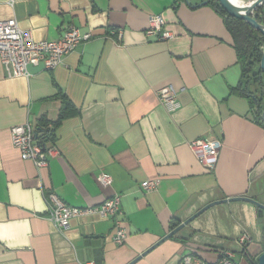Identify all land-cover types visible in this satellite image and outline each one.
I'll use <instances>...</instances> for the list:
<instances>
[{
	"label": "crops",
	"instance_id": "crops-1",
	"mask_svg": "<svg viewBox=\"0 0 264 264\" xmlns=\"http://www.w3.org/2000/svg\"><path fill=\"white\" fill-rule=\"evenodd\" d=\"M205 1L0 0V21L17 20L37 41L71 26L92 34L54 70L29 66V77L8 76L0 59V264H215L225 252L258 262L264 210L231 199L264 205V123L233 91L242 80L234 42ZM152 15L171 39L147 36ZM262 83L248 91L261 96ZM167 85L175 110L158 96ZM26 122L58 152L46 168L13 146L11 129ZM197 138L222 140L213 170L191 150ZM148 180L157 187L143 190ZM50 193L80 208L119 194L127 240L117 245L113 220L98 214L60 230L47 218Z\"/></svg>",
	"mask_w": 264,
	"mask_h": 264
},
{
	"label": "built area",
	"instance_id": "built-area-1",
	"mask_svg": "<svg viewBox=\"0 0 264 264\" xmlns=\"http://www.w3.org/2000/svg\"><path fill=\"white\" fill-rule=\"evenodd\" d=\"M146 34L149 37L155 36L159 40H169L173 37L161 15L150 16ZM91 39V33H82L79 28L71 26L58 40L37 41L29 31L20 28L17 20L0 21V59L8 76L29 77V66L54 70L63 63L66 56ZM177 95V90L172 85L158 90L160 101L171 110L179 107ZM11 137L13 146L19 151L21 158L32 161L38 169L46 168L50 159L58 155L55 147L46 146L45 140L37 136V131L30 122L14 126L11 129ZM222 146L223 142L220 139L197 138L190 143L197 160L209 170H213L217 165ZM98 180L103 188L111 187L113 184L112 176L106 172H102ZM157 183L158 180H148L143 182L141 187L145 191H150L157 187ZM121 202L120 195L114 194L97 207L80 208L68 205L58 195L50 193L46 199L47 218L62 231L69 230L73 219L85 215L98 214L101 218L112 219L115 229L113 240L117 245H122L129 233L122 217ZM249 240L250 237L247 234H243L240 238L242 244ZM184 261L190 264L192 257L186 256ZM215 264L239 263L232 253L225 252Z\"/></svg>",
	"mask_w": 264,
	"mask_h": 264
},
{
	"label": "trees",
	"instance_id": "trees-1",
	"mask_svg": "<svg viewBox=\"0 0 264 264\" xmlns=\"http://www.w3.org/2000/svg\"><path fill=\"white\" fill-rule=\"evenodd\" d=\"M207 5L214 8L223 17L225 27L234 42L238 63L242 69V80L240 85L234 88L233 91L250 98L252 106L258 110L259 121L264 123V91H262L261 96L254 95L248 91L250 83L263 86L262 78L264 74L259 65L263 55L264 36L246 21L229 15L219 5L218 0H207ZM253 20L264 26V5L255 12ZM255 264L259 263L256 262Z\"/></svg>",
	"mask_w": 264,
	"mask_h": 264
},
{
	"label": "water",
	"instance_id": "water-1",
	"mask_svg": "<svg viewBox=\"0 0 264 264\" xmlns=\"http://www.w3.org/2000/svg\"><path fill=\"white\" fill-rule=\"evenodd\" d=\"M218 2H219V5L229 15L246 21L252 27H254L258 31H260V33L264 36V26L256 23L253 20V15L255 14V12L258 10L259 7L264 5V0H250V2H248L244 6H237V5L233 4L230 0H218ZM204 3H207V1H205ZM260 67H261V70H262V72L264 74V49H263V55H262V60H261ZM263 120H264V116H263ZM36 131H37V136H39V133L41 132V130L40 129H36ZM231 200H245V201H249V202L254 203L256 206H258L259 208L264 210V205L263 204L255 201V200H253L251 198L238 197V198H232ZM225 201H228V200H224L222 202H225ZM217 203H221V202H217ZM213 205H215V204H211V205L207 206L206 208L200 210L193 218L197 217L198 215H200L201 213H203L205 210H207L208 208H210ZM193 218H191V219H193ZM183 226H184V224L180 225L178 228L173 230L168 236L163 238V240L167 239L171 235H174ZM258 263L259 264H264V252L259 256Z\"/></svg>",
	"mask_w": 264,
	"mask_h": 264
},
{
	"label": "bare ground",
	"instance_id": "bare-ground-1",
	"mask_svg": "<svg viewBox=\"0 0 264 264\" xmlns=\"http://www.w3.org/2000/svg\"><path fill=\"white\" fill-rule=\"evenodd\" d=\"M233 4L237 5V6H244L247 3L242 1V0H230Z\"/></svg>",
	"mask_w": 264,
	"mask_h": 264
},
{
	"label": "rangeland",
	"instance_id": "rangeland-1",
	"mask_svg": "<svg viewBox=\"0 0 264 264\" xmlns=\"http://www.w3.org/2000/svg\"><path fill=\"white\" fill-rule=\"evenodd\" d=\"M263 49H264V47H263ZM259 67H260V65H259ZM235 260H238L239 261V259H237V258ZM248 264H251V263L248 262Z\"/></svg>",
	"mask_w": 264,
	"mask_h": 264
}]
</instances>
